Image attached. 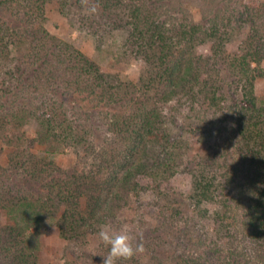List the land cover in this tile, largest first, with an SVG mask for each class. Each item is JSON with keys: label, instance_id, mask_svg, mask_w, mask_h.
<instances>
[{"label": "trees", "instance_id": "1", "mask_svg": "<svg viewBox=\"0 0 264 264\" xmlns=\"http://www.w3.org/2000/svg\"><path fill=\"white\" fill-rule=\"evenodd\" d=\"M50 1L63 5L0 0V264H39L46 217L81 243L177 173L190 191L161 202L157 226L143 230L147 251L169 247L172 264H264V0H198V20L190 0H89L103 33L119 32L117 51L141 67L136 81L52 36ZM175 119L214 142L188 153ZM36 143L70 148L77 162L62 168L27 149Z\"/></svg>", "mask_w": 264, "mask_h": 264}, {"label": "rangeland", "instance_id": "2", "mask_svg": "<svg viewBox=\"0 0 264 264\" xmlns=\"http://www.w3.org/2000/svg\"><path fill=\"white\" fill-rule=\"evenodd\" d=\"M71 2L66 4V1L63 0V5H61L57 1H50L46 5L45 26L48 32L58 39L70 42L95 62L103 73L115 76L123 81H136L141 73V67L135 64L136 62L131 57L127 58L117 51V40L120 41L122 38L119 32L108 35L103 33L102 22L89 0H85L83 4L80 3L79 5H74L72 0ZM186 6L191 11L193 18L198 20L200 17L199 1L190 0ZM233 83L236 85L235 80ZM256 94L260 101H264V80L257 81ZM171 114L177 116L178 113L171 112ZM175 120L176 122L172 124V130L177 136L190 141L189 149L186 150L188 153L198 154L214 142V138L210 134L193 133L191 129L194 127H190L188 122ZM36 131L37 125L35 121L31 120L22 128L20 133L25 139L32 140L36 137ZM27 149L37 155H45L48 151L49 157L53 158L62 168L70 167L77 162V157L70 148H58L51 153L49 150L55 148L41 146L36 143L33 147L27 145ZM6 150L3 159H6L5 154L9 152H6ZM190 188V177L184 173H177L166 183L164 190H162L163 196H161L162 194L146 196L143 198L141 206L135 207L134 205L130 211L123 212L120 224L105 227L117 233L122 228L128 227L131 230L130 234L135 237L134 245L142 244L143 250L131 260H128V263L170 264L172 262L174 251L169 247L163 250L157 248L154 256L147 251L146 244H143V230H151L157 226L154 214L161 206V202H181L188 195ZM56 222V219L52 217L44 219V227L39 238V264H66L64 255L70 253L80 258L77 259L74 256L75 259H72L70 257L74 261L79 260V264L81 261L84 264H102V257L108 254V248L100 241L98 233L96 236H89L81 243L68 242L60 237ZM207 232L209 235L211 234L210 230ZM169 238L175 241L173 236ZM193 240H197L196 234L193 235ZM81 256H84V259H81ZM71 259L68 260L70 264Z\"/></svg>", "mask_w": 264, "mask_h": 264}, {"label": "clouds", "instance_id": "3", "mask_svg": "<svg viewBox=\"0 0 264 264\" xmlns=\"http://www.w3.org/2000/svg\"><path fill=\"white\" fill-rule=\"evenodd\" d=\"M131 230L124 227L120 232L102 228L98 232L100 241L108 248V254L103 256L102 264H117L118 261H128L143 250L142 244H135V237L130 234Z\"/></svg>", "mask_w": 264, "mask_h": 264}]
</instances>
